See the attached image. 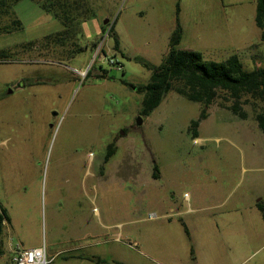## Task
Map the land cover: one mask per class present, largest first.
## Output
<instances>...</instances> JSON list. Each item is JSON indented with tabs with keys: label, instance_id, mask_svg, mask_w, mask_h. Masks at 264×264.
<instances>
[{
	"label": "rangeland",
	"instance_id": "obj_1",
	"mask_svg": "<svg viewBox=\"0 0 264 264\" xmlns=\"http://www.w3.org/2000/svg\"><path fill=\"white\" fill-rule=\"evenodd\" d=\"M45 1L0 5V264L15 246L44 247L47 264H211L178 224L158 229L157 216L187 201L190 181L204 192L226 178L232 194H264L257 106L240 104V119L221 92L205 107L169 91L143 117L135 87L161 64L177 25L181 50L264 68L255 0H75L95 16L66 30ZM203 110L195 139L190 124ZM253 239L242 264H264V231Z\"/></svg>",
	"mask_w": 264,
	"mask_h": 264
},
{
	"label": "trees",
	"instance_id": "obj_2",
	"mask_svg": "<svg viewBox=\"0 0 264 264\" xmlns=\"http://www.w3.org/2000/svg\"><path fill=\"white\" fill-rule=\"evenodd\" d=\"M2 1L0 0V5ZM18 1L14 0V2ZM255 2V25L260 31V40L264 42V0H255ZM41 7L46 13H52L60 21L64 30L71 23L80 24L95 16L91 9L85 8L83 4L75 0H46ZM14 24L16 30L21 28L19 21H15ZM110 33L114 47L117 49L119 43L112 28ZM180 41L181 30L177 25L170 38L169 50L161 64L150 69L151 75L147 84L135 87L136 92L143 94L140 115L149 116L169 91H174L186 100L203 104L205 107L209 106L221 92L224 100L231 102L227 107L228 110L240 119H245V113L241 111L240 104L251 99L255 107L257 106L254 120L257 127L264 133V68L246 71L236 55L222 62L205 60L199 52L179 49ZM5 56V52L1 51L0 58L4 59ZM243 98L245 99L241 103ZM205 118L203 110L199 119L191 122L190 129L194 138H196V128L200 120ZM114 149V144L107 146L106 160L113 155ZM259 210L264 220V206H259ZM4 222H8V217L5 210H1L0 234Z\"/></svg>",
	"mask_w": 264,
	"mask_h": 264
},
{
	"label": "crops",
	"instance_id": "obj_3",
	"mask_svg": "<svg viewBox=\"0 0 264 264\" xmlns=\"http://www.w3.org/2000/svg\"><path fill=\"white\" fill-rule=\"evenodd\" d=\"M230 184L226 178L217 179V183L208 181L203 192L196 182L190 181L187 201L160 210L158 229H167L172 221L178 224V230L182 229L192 242L197 260L208 259L211 264L244 263L248 258L241 251L247 241L254 240L256 232L264 231L259 210V206H264V194L254 189L248 197L245 192L232 194L228 192L232 189L228 188Z\"/></svg>",
	"mask_w": 264,
	"mask_h": 264
},
{
	"label": "built area",
	"instance_id": "obj_4",
	"mask_svg": "<svg viewBox=\"0 0 264 264\" xmlns=\"http://www.w3.org/2000/svg\"><path fill=\"white\" fill-rule=\"evenodd\" d=\"M109 64H115V62L110 59ZM118 70L121 67L118 66ZM46 253L44 247L24 249L20 246H15L11 254V264H47Z\"/></svg>",
	"mask_w": 264,
	"mask_h": 264
},
{
	"label": "water",
	"instance_id": "obj_5",
	"mask_svg": "<svg viewBox=\"0 0 264 264\" xmlns=\"http://www.w3.org/2000/svg\"><path fill=\"white\" fill-rule=\"evenodd\" d=\"M140 122H141V121H140V118H138V119H137V123L140 124Z\"/></svg>",
	"mask_w": 264,
	"mask_h": 264
},
{
	"label": "flooded vegetation",
	"instance_id": "obj_6",
	"mask_svg": "<svg viewBox=\"0 0 264 264\" xmlns=\"http://www.w3.org/2000/svg\"><path fill=\"white\" fill-rule=\"evenodd\" d=\"M104 161H107V160L105 159V157H104Z\"/></svg>",
	"mask_w": 264,
	"mask_h": 264
}]
</instances>
